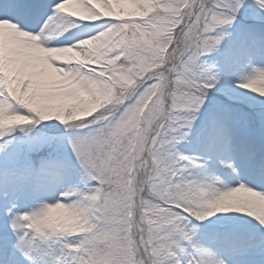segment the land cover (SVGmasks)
I'll use <instances>...</instances> for the list:
<instances>
[{
    "label": "snow or ice",
    "instance_id": "6c2138e0",
    "mask_svg": "<svg viewBox=\"0 0 264 264\" xmlns=\"http://www.w3.org/2000/svg\"><path fill=\"white\" fill-rule=\"evenodd\" d=\"M0 264H264V0H0Z\"/></svg>",
    "mask_w": 264,
    "mask_h": 264
},
{
    "label": "rangeland",
    "instance_id": "374dc122",
    "mask_svg": "<svg viewBox=\"0 0 264 264\" xmlns=\"http://www.w3.org/2000/svg\"><path fill=\"white\" fill-rule=\"evenodd\" d=\"M249 179H251V177H249ZM245 182H248V180H246ZM233 186H234V184H233ZM251 186V185H250ZM232 215H237V214H232ZM245 219V218H244ZM248 219V221H251L252 220V218H247Z\"/></svg>",
    "mask_w": 264,
    "mask_h": 264
},
{
    "label": "bare ground",
    "instance_id": "6f19581e",
    "mask_svg": "<svg viewBox=\"0 0 264 264\" xmlns=\"http://www.w3.org/2000/svg\"><path fill=\"white\" fill-rule=\"evenodd\" d=\"M237 215H242V214H237ZM244 218H245L244 219L245 221H248V219H247L248 217H244ZM253 223H255V222L253 221Z\"/></svg>",
    "mask_w": 264,
    "mask_h": 264
}]
</instances>
